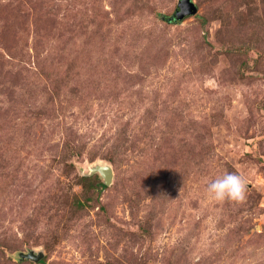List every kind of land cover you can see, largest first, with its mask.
Masks as SVG:
<instances>
[{"label": "rangeland", "instance_id": "obj_1", "mask_svg": "<svg viewBox=\"0 0 264 264\" xmlns=\"http://www.w3.org/2000/svg\"><path fill=\"white\" fill-rule=\"evenodd\" d=\"M180 1L0 0V264H264V0Z\"/></svg>", "mask_w": 264, "mask_h": 264}, {"label": "clouds", "instance_id": "obj_2", "mask_svg": "<svg viewBox=\"0 0 264 264\" xmlns=\"http://www.w3.org/2000/svg\"><path fill=\"white\" fill-rule=\"evenodd\" d=\"M206 193L217 203H242L246 199L247 183L243 176L225 172L207 184Z\"/></svg>", "mask_w": 264, "mask_h": 264}, {"label": "water", "instance_id": "obj_3", "mask_svg": "<svg viewBox=\"0 0 264 264\" xmlns=\"http://www.w3.org/2000/svg\"><path fill=\"white\" fill-rule=\"evenodd\" d=\"M198 12V8L193 0H181L179 3V9L175 13L174 20H183L185 17L195 15ZM171 20V19H170ZM99 173L104 180L105 185H110L113 180V170L109 165L97 164L91 169V174ZM22 258L40 262L44 255L42 253H35L30 251L29 253H22Z\"/></svg>", "mask_w": 264, "mask_h": 264}, {"label": "trees", "instance_id": "obj_4", "mask_svg": "<svg viewBox=\"0 0 264 264\" xmlns=\"http://www.w3.org/2000/svg\"><path fill=\"white\" fill-rule=\"evenodd\" d=\"M102 187L106 188L107 185H105L104 183H100Z\"/></svg>", "mask_w": 264, "mask_h": 264}]
</instances>
